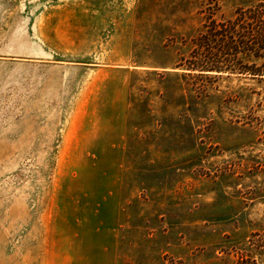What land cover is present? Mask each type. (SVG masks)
I'll use <instances>...</instances> for the list:
<instances>
[{"label": "rangeland", "instance_id": "obj_1", "mask_svg": "<svg viewBox=\"0 0 264 264\" xmlns=\"http://www.w3.org/2000/svg\"><path fill=\"white\" fill-rule=\"evenodd\" d=\"M264 0H0V264H264V79L187 75Z\"/></svg>", "mask_w": 264, "mask_h": 264}, {"label": "trees", "instance_id": "obj_2", "mask_svg": "<svg viewBox=\"0 0 264 264\" xmlns=\"http://www.w3.org/2000/svg\"><path fill=\"white\" fill-rule=\"evenodd\" d=\"M187 75L238 74L264 79V5L238 8L217 21L208 12L203 30L191 40Z\"/></svg>", "mask_w": 264, "mask_h": 264}]
</instances>
